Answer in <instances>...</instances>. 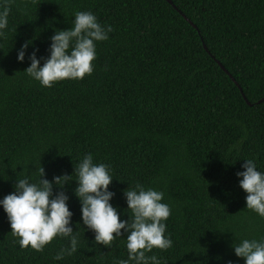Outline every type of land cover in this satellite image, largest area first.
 I'll return each instance as SVG.
<instances>
[{
	"label": "trees",
	"instance_id": "obj_1",
	"mask_svg": "<svg viewBox=\"0 0 264 264\" xmlns=\"http://www.w3.org/2000/svg\"><path fill=\"white\" fill-rule=\"evenodd\" d=\"M171 1L177 10L167 0H13L0 38V199L17 179L38 180L40 166L49 181L64 174L75 180L79 159L92 153L111 167V203L122 220L130 215L127 187L164 192L173 247L148 255L161 264H245L233 243L264 238V218L246 208L236 175L245 159L264 171V0ZM77 11L110 25L109 40L97 44L91 75L42 87L18 51L31 40L27 54L38 49L37 58H47L50 38L70 28ZM76 186L53 192L69 196L77 253L54 260L67 246L61 239L42 252L21 248L0 207V264L127 259L126 233L109 247L94 243Z\"/></svg>",
	"mask_w": 264,
	"mask_h": 264
},
{
	"label": "clouds",
	"instance_id": "obj_2",
	"mask_svg": "<svg viewBox=\"0 0 264 264\" xmlns=\"http://www.w3.org/2000/svg\"><path fill=\"white\" fill-rule=\"evenodd\" d=\"M13 0H0V38L6 36ZM68 29H57L50 38L47 58H37L38 49L30 55L27 49L31 40L21 45L17 60L23 62L27 55L30 66L25 70L28 77L42 87L51 88L63 80H82L94 71L97 58V44L109 40L113 31L110 25H103L90 11H77ZM41 61L43 64L41 65ZM243 171L237 172L239 187L247 194L246 208L264 218V171L254 159H245ZM76 179L64 174L49 181L40 166L39 179L33 182L29 176L19 178L14 190L0 199V207L7 214L11 233L18 238L21 248L42 252L55 239L67 241L54 260L62 261L74 256L81 247L78 230L72 225L73 212L69 210V196L54 186L62 188L75 181V196L81 203V220L86 230L94 234V243L111 246L117 237L125 233L127 259L119 264H161L156 255H148L153 249L168 250L173 247L171 234L167 233L166 221L172 209L164 201V192L136 183L124 190L129 219L122 220L118 207L111 203L115 193L109 190L113 181L111 167L94 161V155L87 153L74 167ZM81 225L79 222L76 224ZM123 230V232L121 231ZM236 257L245 264H264V238L241 239L232 245ZM231 264V262H229Z\"/></svg>",
	"mask_w": 264,
	"mask_h": 264
},
{
	"label": "water",
	"instance_id": "obj_3",
	"mask_svg": "<svg viewBox=\"0 0 264 264\" xmlns=\"http://www.w3.org/2000/svg\"><path fill=\"white\" fill-rule=\"evenodd\" d=\"M167 2L170 4V5H172L176 10H177V8L173 5V2L171 1V0H167ZM178 12L193 26V27H195V25L190 21V20H188L179 10H178ZM204 48L207 50V47L204 45ZM217 63L219 64V66L229 75V77L232 79V81L236 84V86L239 88V90H240V92H241V94H242V96H243V98L246 100V102L249 104V102H248V100L246 99V97H245V95H244V93H243V91H242V89H241V87H240V85L235 81V79L233 78V76L224 68V66L219 62V61H217Z\"/></svg>",
	"mask_w": 264,
	"mask_h": 264
}]
</instances>
